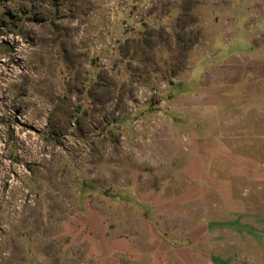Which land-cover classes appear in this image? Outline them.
I'll use <instances>...</instances> for the list:
<instances>
[{
    "label": "rangeland",
    "instance_id": "1",
    "mask_svg": "<svg viewBox=\"0 0 264 264\" xmlns=\"http://www.w3.org/2000/svg\"><path fill=\"white\" fill-rule=\"evenodd\" d=\"M236 109L264 135V0H0V264H103L104 234L135 239L104 264H153L190 224L185 138ZM219 245L201 264H264Z\"/></svg>",
    "mask_w": 264,
    "mask_h": 264
},
{
    "label": "crops",
    "instance_id": "2",
    "mask_svg": "<svg viewBox=\"0 0 264 264\" xmlns=\"http://www.w3.org/2000/svg\"><path fill=\"white\" fill-rule=\"evenodd\" d=\"M238 110L224 113L212 131L202 123L198 132L185 138L184 161L178 169L182 183L169 182L167 203L175 220L190 224L178 237L172 235L177 239L168 241L167 250L150 252L155 264H161L162 253L175 258L179 251L189 255V260L181 263L201 264L204 246H218L222 238L232 239V244L240 239L254 245L264 243V210L254 209L258 205L252 204L264 187V135L249 134L252 122L238 118ZM155 206L152 202V210ZM102 239L109 252L96 261L103 264L102 259L116 257L113 245H135L129 236L104 234Z\"/></svg>",
    "mask_w": 264,
    "mask_h": 264
},
{
    "label": "trees",
    "instance_id": "3",
    "mask_svg": "<svg viewBox=\"0 0 264 264\" xmlns=\"http://www.w3.org/2000/svg\"><path fill=\"white\" fill-rule=\"evenodd\" d=\"M159 100H160V99H156V100L154 99V103H155V102H159Z\"/></svg>",
    "mask_w": 264,
    "mask_h": 264
}]
</instances>
